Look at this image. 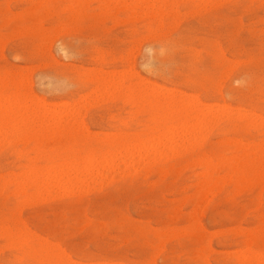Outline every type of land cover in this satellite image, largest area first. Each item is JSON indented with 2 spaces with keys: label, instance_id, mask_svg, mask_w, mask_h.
<instances>
[{
  "label": "rangeland",
  "instance_id": "rangeland-1",
  "mask_svg": "<svg viewBox=\"0 0 264 264\" xmlns=\"http://www.w3.org/2000/svg\"><path fill=\"white\" fill-rule=\"evenodd\" d=\"M140 1L0 0L1 107L16 97L22 120L24 113L48 114V104L64 103L55 120L72 124L80 115L83 120L42 138L11 126L3 132L7 135L0 134V264H248L250 257L243 258L253 250L257 263L264 264V0H173L161 8L162 16L161 0ZM135 83L147 90L160 85L161 95L178 90L183 102L193 97L203 108L215 106L217 115L224 104L252 116L250 122L218 121L202 133V145L201 134L199 142L187 141L188 147L195 142V149L168 155L165 162L147 158L155 162L150 168H123L112 180L90 181L81 192L17 191L13 179L35 162L48 168L62 160L83 161L92 150L105 152L106 141H117L120 134L129 142L151 133L148 101L135 104L125 96L123 87ZM198 157L211 158L212 167L198 164ZM24 237L27 243L18 244ZM46 248L56 256L63 252L58 256L67 263L47 258Z\"/></svg>",
  "mask_w": 264,
  "mask_h": 264
},
{
  "label": "bare ground",
  "instance_id": "bare-ground-1",
  "mask_svg": "<svg viewBox=\"0 0 264 264\" xmlns=\"http://www.w3.org/2000/svg\"><path fill=\"white\" fill-rule=\"evenodd\" d=\"M45 1V0H44ZM137 1H139V0H137ZM145 1V0H144ZM170 1V3H171V1H173V0H161L160 2H158L159 4H157V3H155V2H152V4H151V6L153 5V3H155L154 5H155V8H157L158 7V9H159V12L158 13H160V9L161 8H164L163 6H166L167 5V3ZM174 1H176L177 2V0H174ZM173 1V2H174ZM203 1H208V0H203ZM202 1V2H203ZM140 2H143V0L142 1H140ZM140 2H139V5H141L140 4ZM172 2V3H173ZM175 2V3H176ZM39 3V2H38ZM40 3H42V2H40ZM39 3V4H40ZM144 3V2H143ZM204 3V2H203ZM38 4V5H39ZM156 4H157V7H156ZM169 4V3H168ZM205 4H206V2H205ZM205 4H204V6H205ZM208 4V3H207ZM172 5H176V4H172ZM153 7V6H152ZM172 7V6H171ZM103 8H104V5H103ZM171 9V8H170ZM169 9V10H170ZM110 10V9H109ZM152 10V12L155 10V9H151ZM165 10V9H164ZM208 10V9H207ZM171 11V10H170ZM195 11V10H194ZM151 12V15L153 14ZM172 12V11H171ZM108 13V12H107ZM155 13V12H154ZM166 12H164V14H165ZM168 13V12H167ZM172 13H174V12H172ZM156 14V13H155ZM171 14V13H170ZM74 15L75 14H73V17H74ZM160 15L162 16V9H161V13H160ZM167 15V14H166ZM149 16H150V13H149ZM152 16H154V15H152ZM169 16V15H168ZM176 16H177V14H176ZM160 17V16H159ZM164 17V16H163ZM157 18V17H156ZM170 18V17H169ZM174 18H176V17H174ZM74 20V19H73ZM162 20V19H161ZM160 20V21H161ZM162 22V21H161ZM159 27V26H158ZM163 26L161 25V28H162ZM67 31V30H66ZM239 52V51H238ZM77 53V52H76ZM100 56V55H99ZM92 58V57H91ZM101 58V57H100ZM128 59V58H127ZM131 59V58H130ZM242 61H244V60H242ZM240 62V61H239ZM238 64H240V63H238ZM236 66H238V65H236ZM235 66V67H236ZM234 69V68H233ZM102 71V70H101ZM130 71H131V69H130ZM95 72V71H94ZM96 72H100V71H97L96 70ZM103 72V71H102ZM116 73V72H115ZM97 74V73H96ZM119 74V73H118ZM117 74V75H118ZM128 74H129V72H128ZM131 74V73H130ZM132 74H134V72L132 73ZM131 74V75H132ZM94 75V74H93ZM98 75V74H97ZM97 75H94V78H97L96 76ZM100 75V74H99ZM135 75V74H134ZM137 75V74H136ZM91 76V75H90ZM103 76V75H102ZM101 76V77H102ZM129 76V75H128ZM140 76V75H139ZM92 77V76H91ZM126 77H127V75H126ZM135 77V76H134ZM93 78V79H94ZM103 78V77H102ZM105 78V77H104ZM125 78V77H124ZM129 78V77H128ZM130 78H131V76H130ZM88 79H90V78H88ZM98 79H100V78H98ZM97 79V80H98ZM146 81V80H145ZM101 82H103V81H101ZM104 82L106 83V82H110L109 80H105L104 79ZM143 82V81H142ZM148 82V81H147ZM2 83H4V82H2ZM112 83V82H111ZM114 83V82H113ZM134 83V82H133ZM141 83V82H140ZM145 83V82H144ZM121 84V83H120ZM129 84V83H128ZM136 84V83H135ZM130 85V86H126V87H123L125 90H127V92H126V94H125V90L123 91V93L125 94V96L126 95H128V99H130L133 103H135V104H141V105H144V104H142V101L141 100H143L144 102H146V101H148V107L150 108V113H151V115H152V119L151 120H153V122H154V124H155V126H154V128H150V129H152V132L151 133H147V134H145L144 135V137H142L143 139H139L138 137H136L135 139H132V140H130L129 142H127V140H125L124 138H122V135L120 134L119 136H117V137H119L118 139H117V141L115 142V141H111V139L108 141L107 140V138H106V142H108V144H107V149L105 150V152H99V151H96V150H92L91 151V153H90V155L86 158L85 157V159H83V161L82 160H80V161H82L81 163H79L78 161H75L74 159L72 160V159H70L71 160V162H69V161H67L66 163L65 162H63V160L59 163H55L54 162V164L50 167L49 165H47V166H49L47 169H44L45 167L43 166V168L41 167V166H39L37 163L38 162H35L34 164H32L30 167H29V171H30V173H28V175H26L27 173H26V171L27 172H29L28 170H25V176L24 175H18V176H14L13 178V181L16 183L15 185H16V187H17V191H20V190H22V191H24V192H27V191H34V192H38L39 191V193H40V191H41V193H43L44 191L43 190H46L45 192H47V190L48 191H51V192H53L52 190H54V192H55V189H59V190H61V188H62V190L63 191H65L64 192V194H67L68 192H69V190L71 191V189H73V188H75V190H79L80 192H81V190H83L84 188H86V187H88V186H91L92 185V183L93 182H96V181H99V180H101V179H103L104 177H108V176H111V175H113L114 173L116 174L117 172H119L121 169H123V168H125V169H130L129 171H131V170H133V169H136L138 166H140L141 164L142 165H145V166H147L148 168H150L154 163H150V162H147V158L148 159H150V158H159L160 160H162L161 162H165V161H167V159H168V155H171V156H173V157H175V156H177V155H180L182 152H186V151H189L190 149H195L194 148V144H196L195 142H197L198 141V139H197V135H200L201 134V136L202 135H204V134H202V133H205V130H207V129H209L210 127H211V125H217V122L218 121H221V120H226V121H228V122H234L235 120H243V119H245V120H247L248 121V118L250 117V116H252V115H249V117H248V114L249 113H245L244 112V115H239V111L238 112H236V113H233V110L235 111V109H232L231 107L232 106H226V105H220V106H222V107H218V108H221V111H222V114L221 115H217L216 113H215V106H213L212 107V109H214V112L212 111V109H210L211 107H209L208 105V107L207 106H205L204 108H203V106L205 105L204 103H202L203 104V106L201 105V103L199 104V102H197L196 103V101L195 100H197V99H194V101H193V97L191 98L190 96V98L192 99V102L188 99V101H190L191 103H189L187 100H186V103L185 102H183L184 100V98L182 97H179L180 95L181 96H183L182 94H180V95H175L176 93H177V91H176V93L175 94H171V95H161L160 93H158V90L160 89V87L159 86H157L159 89H157L156 87H154V89H153V86H150V88L152 87V89H150L149 88V90H147L146 88H145V86H144V89H142V88H140V86L139 85H141V84H139V83H137L136 85ZM148 84H150V82L148 83ZM147 84V85H148ZM152 84H154V83H152ZM99 85V84H98ZM100 85H102V83H100ZM108 85H109V83H108ZM113 85V88L114 87H117L118 86V88H119V85L118 84H116L115 85V83L114 84H112ZM111 85V86H112ZM115 85V86H114ZM122 85H124V83H122ZM146 85V84H145ZM105 85L103 84V86L102 87H104ZM107 86V85H106ZM105 86V87H106ZM108 87V86H107ZM121 87V86H120ZM164 87V86H163ZM96 88V87H95ZM97 88H98V86H97ZM101 88V87H100ZM109 88V87H108ZM162 88V87H161ZM92 89H94V87L92 88ZM102 89V88H101ZM101 89H98L99 91L101 90ZM109 89H111V88H109ZM115 89V88H114ZM117 89V88H116ZM115 89V90H116ZM120 89V88H119ZM119 89H117V90H119ZM146 89V90H145ZM106 90V89H105ZM104 90V91H105ZM170 90V89H169ZM92 91V90H91ZM91 91H90V93H91ZM96 92H98L97 91V89L95 90ZM94 90H93V92H95ZM102 91V90H101ZM110 91V90H109ZM122 91V90H121ZM167 91V90H166ZM103 92V91H102ZM116 92V91H115ZM179 92V91H178ZM89 93V94H90ZM111 93V92H110ZM112 93H113V91H112ZM111 93V94H112ZM119 93V92H118ZM122 93V94H123ZM168 93V92H167ZM181 93V92H180ZM184 93V92H183ZM92 94H94V93H92ZM104 94V93H103ZM107 94H108V91H107ZM120 94H121V92H120ZM121 94V95H122ZM184 94H186V93H184ZM5 95V94H4ZM9 95V94H8ZM81 95V94H80ZM100 95V94H99ZM106 95V94H105ZM110 95V94H109ZM192 95V94H191ZM3 96V95H2ZM5 96H7V95H5ZM102 96V95H101ZM115 96V95H114ZM120 96V95H119ZM4 97V96H3ZM11 97H12V95H11ZM104 97V96H103ZM112 97V96H111ZM123 97V96H122ZM187 97V96H186ZM6 98V97H5ZM10 98V97H9ZM8 98V99H9ZM13 98H14V100H15V98L16 97H14L13 96ZM12 98V99H13ZM196 98V97H195ZM7 99V100H8ZM12 99H10L9 101L11 102V100ZM3 100H4V102L6 101L4 98H3ZM126 100V99H125ZM9 101H7L6 102V104L8 103H10ZM66 101V100H65ZM163 101H165V104L164 103H162ZM197 101H200V100H197ZM2 102V101H1ZM0 102V103H1ZM3 102V103H4ZM141 102V103H140ZM143 102V103H144ZM53 103V102H52ZM52 103H50V105L48 104V106L46 107V109H47V113L48 114H44V113H42L41 111H30V113H31V115H30V113H28V111H26L28 114H29V116L31 117V119L29 120V116H28V114L27 115H25V113H24V116H23V113H21L20 115H22L23 116V119L22 120H20L18 117V108H16L15 107V105H17L15 102L13 103V100H12V103H10L9 105L7 104V106L5 105V108L3 107H1V105H0V109L2 110L3 109V111L1 112V110H0V112L1 113H3V120L0 122V134H2L3 132H7V130L8 129H10L9 127L11 126V128L12 127H15V129H16V133H20V134H23L24 132H26V131H30L31 132V134L32 135H38V136H43V134H47V133H51V134H54V133H56L57 131H58V133H59V131L61 130V129H65V128H67L66 126H68L69 124H67L66 122H63V121H61V120H55V119H57V117H58V112H57V108L58 107H60V106H66V104L64 105V103L61 105H59V104H52ZM71 103V102H70ZM246 103V102H245ZM75 103H73V105H74ZM77 104H78V102H77ZM162 104H164V107H163V109H162V111L164 112L163 113V115H160V113L158 112V109L162 106ZM3 106H4V104H2ZM133 105V104H132ZM50 106V107H49ZM71 106V105H70ZM75 106V105H74ZM80 106V105H79ZM79 106H78V108H79ZM94 106V105H93ZM134 106V105H133ZM210 106H212V105H210ZM82 107V106H81ZM74 108H76V107H74ZM83 109H84V107H82ZM81 108V109H82ZM77 109V108H76ZM81 109H80V111H81ZM75 110V109H74ZM78 110V109H77ZM139 110V109H138ZM137 110V111H138ZM149 110V109H148ZM245 110V109H244ZM76 111V110H75ZM75 111H72V114H73V112H75ZM134 111V110H133ZM216 111H218L219 112V114H220V109L218 110V109H216ZM84 112V111H83ZM135 112V111H134ZM162 113V112H161ZM252 114L254 113V112H251ZM69 114H71V112L69 113ZM68 114V115H69ZM75 114H76V112H75ZM80 113H79V110H78V114H76V115H79ZM243 114V113H242ZM68 115H67V117H68ZM75 115V116H76ZM258 114H256V116H257ZM259 115H261V114H259ZM22 116H20V118H22ZM26 116H28L27 118H25V120L27 119V120H29L28 121V123H30V122H33L34 124H32V125H30V124H27V120L25 121L24 120V117H26ZM70 117V119H71V115H69ZM73 116V115H72ZM110 116V115H109ZM254 116V115H253ZM264 116V115H263ZM74 117V116H73ZM258 117V116H257ZM259 117H261L262 118V115L261 116H259ZM17 118H18V120L19 121H23L21 124H19V121L17 120ZM77 118H78V116H77ZM77 118H76V120H75V122H78V123H81V121H83L82 119H81V115L79 116V118H80V120H79V118H78V121H77ZM254 118V117H253ZM253 118H250V119H253ZM249 119V120H250ZM257 120V119H256ZM255 120V121H256ZM259 120H261V119H258L257 120V122H255L257 125H258V121ZM246 121V122H247ZM252 121H253V123H254V120H251V123H252ZM25 122H26V124H25ZM72 122V124H70L71 126L72 125H74L75 124V122H74V120L73 121H71ZM248 122H250V121H248ZM263 121H261V124L262 125H264L263 123H262ZM166 123H170V126H167V124ZM219 123V122H218ZM250 123V124H251ZM254 123V124H255ZM19 124V125H18ZM65 124H67V125H65ZM84 124V123H83ZM232 124H235L236 125V122L235 123H232ZM246 124V123H245ZM247 124H249V123H247ZM260 124V123H259ZM260 124V125H261ZM78 127L76 128V129H79V125H81V124H76ZM166 126V128H162L163 126ZM169 125V124H168ZM259 125V126H260ZM81 126H83V125H81ZM251 126V125H250ZM254 126V125H253ZM209 127V128H208ZM213 127H215V126H213ZM212 127V128H213ZM246 127V126H245ZM261 127V126H260ZM8 128V129H7ZM72 128V127H71ZM74 129L73 130H75V126L73 127ZM81 128V133H82V129L84 130V132H85V130L87 129V128H82V127H80ZM162 128V130L163 131H160V129ZM212 128H211V130H212ZM259 128V127H258ZM7 129V130H6ZM69 129V127L67 128V130ZM149 129V130H150ZM66 129H65V131H67ZM10 132H11V130H9ZM8 131V132H9ZM13 131V130H12ZM89 131H91V130H89ZM9 132V133H10ZM94 132V131H93ZM113 132V131H112ZM134 132V131H133ZM14 133H15V130H14ZM16 133L14 134L15 136H16ZM86 133V132H85ZM87 133L89 134V132L87 131ZM86 133V134H87ZM107 133H109V132H107ZM115 133V132H114ZM117 134H118V132H116ZM120 133V132H119ZM146 133V132H145ZM156 133V135H154ZM209 131H208V135H209ZM260 133V132H259ZM263 133V132H262ZM4 135H7V133L5 134V133H3ZM2 134V135H3ZM28 134H29V132H28ZM50 134V135H51ZM57 134V133H56ZM85 134V135H86ZM90 134H91V132H90ZM89 134V135H90ZM111 134V133H110ZM113 134V133H112ZM123 134H125V133H123ZM137 134V133H136ZM1 135V136H2ZM13 135V136H14ZM81 135V134H80ZM153 135H154V137H153ZM207 135V134H206ZM23 136V135H22ZM22 136H21V138H22ZM25 136H27L26 135V133H25ZM25 136L23 137L24 139H25ZM42 136H41V138H42ZM49 136V135H48ZM56 136V135H55ZM94 136V135H93ZM105 136H107V135H105ZM113 136H114V134H113ZM115 136H116V134H115ZM200 136V138H201V141L198 143V144H201L202 145V138L203 139H205V137H201ZM19 137H20V135H19ZM31 137V136H30ZM36 137V136H35ZM46 137V136H45ZM112 137V136H111ZM123 137H125V136H123ZM153 137V138H152ZM195 137H196V140H195ZM208 137V136H207ZM226 137V136H225ZM3 138V136L1 137V139ZM16 138V137H15ZM14 138V139H15ZM17 138H18V135H17ZM33 138H34V136H33ZM199 138V139H200ZM4 139V138H3ZM2 139V140H3ZM19 139V138H18ZM23 139V140H24ZM27 139V138H26ZM25 139V140H26ZM109 139V138H108ZM192 139H194V140H192ZM236 139H238V138H236ZM7 140V139H6ZM12 140V139H11ZM10 140V141H11ZM38 140H39V137H38ZM86 140V139H85ZM97 140V139H96ZM101 140H102V137H101ZM152 141V143H150L151 141ZM195 141L194 142V144H191V143H189L188 145H189V147L187 146V141ZM229 140V139H228ZM233 140V139H232ZM239 140V139H238ZM150 141V142H149ZM230 141H231V139H230ZM240 141V140H239ZM7 142V141H6ZM229 142V141H228ZM232 142V141H231ZM236 142V141H235ZM250 142V141H249ZM223 143V142H222ZM243 143V142H242ZM190 144H191V146H190ZM231 144V143H230ZM234 144V143H233ZM241 144V143H240ZM248 144V143H247ZM254 144V143H253ZM192 145H194L193 147H192ZM5 146V145H4ZM235 146H239V144H235ZM263 146V145H262ZM190 147H192V148H190ZM199 147V146H198ZM241 147H242V145L239 147V149H241ZM52 148V147H51ZM190 148V149H189ZM244 148H245V145H244ZM199 149V148H198ZM49 150H51L50 149V147H49ZM59 150V149H58ZM76 150H77V148H76ZM237 150V149H236ZM244 150V149H243ZM43 151V150H42ZM48 151V150H47ZM56 151V150H55ZM61 151V150H60ZM182 151V152H181ZM247 151V150H246ZM245 151V159H246V157H248V151L246 152ZM48 152H50V151H48ZM185 152H184V154H185ZM24 153V152H23ZM45 153H46V151H45ZM205 153V152H204ZM241 153V152H240ZM40 154V153H39ZM237 154V153H236ZM239 154V153H238ZM242 154V153H241ZM41 155V154H40ZM202 155V154H201ZM205 155H207V154H205ZM204 155V156H205ZM235 155V154H234ZM34 156H36V155H34ZM80 156H82V155H80ZM84 156V155H83ZM232 156V155H231ZM236 156V155H235ZM242 156V155H241ZM39 157V156H38ZM37 157V158H38ZM41 157V156H40ZM43 157V156H42ZM46 157H48V156H46ZM59 157V156H58ZM79 157V156H78ZM170 157V156H169ZM203 157V156H202ZM224 157V156H223ZM225 157H226V155H225ZM233 157V156H232ZM35 157H33V160L35 161V159H34ZM49 158V157H48ZM84 158V157H83ZM234 158H236V157H234ZM239 158H241V157H239ZM81 159H82V157H81ZM200 158L198 157L197 158V161L199 160ZM206 159V158H205ZM209 159V158H208ZM220 159V158H219ZM230 159V158H229ZM233 158H231V160H232ZM237 159V158H236ZM29 160V159H28ZM37 160V159H36ZM49 160V159H48ZM67 160V159H66ZM65 160V161H66ZM85 160V161H84ZM210 160H211V158L209 159V160H207L206 159V162H208V163H206L205 162V160H203V158L202 159H200L197 163L199 164V162L202 164V165H205L206 167L208 166H210V165H212V164H209V163H211L210 162ZM222 160V159H221ZM224 160V159H223ZM263 160H264V158H263ZM194 161V160H193ZM203 161L205 162V164L203 163ZM225 161V160H224ZM247 161H248V159H247ZM262 161V160H261ZM213 162V161H212ZM256 162V161H255ZM263 162V161H262ZM158 163V162H157ZM195 163V162H194ZM219 163V162H218ZM217 163V164H218ZM248 163V162H247ZM259 162H258V160H257V164H258ZM261 163V162H260ZM259 163V164H260ZM216 164V163H215ZM220 164V163H219ZM231 164V163H230ZM253 164V163H252ZM258 164V165H259ZM263 164V163H262ZM51 165V164H50ZM186 165V164H185ZM201 165V166H202ZM254 165H255V163H254ZM253 165V166H254ZM236 166V165H235ZM234 166V167H235ZM241 166H243V165H240V167ZM261 166V164L258 166V167H260ZM264 166V165H263ZM210 167H212V166H210ZM209 167V168H210ZM213 167H214V162H213ZM245 167H246V164H245ZM161 168V167H160ZM170 168V167H169ZM124 169V170H125ZM147 169V168H146ZM206 169H208V168H206ZM206 169H204V170H206ZM236 169V168H235ZM239 169V168H238ZM252 169V168H251ZM261 169H263L262 167H261ZM260 169V170H261ZM137 170V169H136ZM135 170V171H136ZM234 170V169H233ZM264 170V169H263ZM24 171V170H23ZM128 171V172H129ZM134 170L132 171V172H135ZM150 171V170H149ZM200 171V170H199ZM198 171V172H199ZM207 171V170H206ZM205 171V172H206ZM213 171V170H212ZM256 171V170H255ZM15 172V171H14ZM17 172V171H16ZM127 172V173H128ZM204 172V171H203ZM202 172V173H203ZM204 172V173H205ZM210 172V171H209ZM243 172V171H242ZM260 172V171H259ZM17 173H20V172H17ZM21 173H22V170H21ZM24 173V172H23ZM22 173V174H23ZM131 172H129V174H130ZM210 173H212V172H210ZM234 173H235V171H234ZM262 173V172H261ZM260 173V174H261ZM13 174H15V173H13ZM122 174V173H121ZM206 174V173H205ZM255 174V173H254ZM263 174H264V172H263ZM262 174V175H263ZM12 175V174H11ZM16 175V174H15ZM128 175V174H127ZM203 175V174H202ZM211 175V174H210ZM219 175V174H218ZM257 175V174H256ZM255 175V176H256ZM23 176V177H22ZM120 176V175H119ZM198 176V175H197ZM206 177H208V173L205 175ZM223 176H224V174H223ZM245 176V175H244ZM253 176V175H252ZM261 176V175H260ZM2 177V176H1ZM6 178V177H5ZM219 178V177H218ZM217 178V179H218ZM223 178V177H222ZM115 179V178H114ZM242 179H243V177H242ZM242 179H240V180H242ZM244 179H246L245 177H244ZM244 179H243V184H244ZM6 180H7V178H6ZM5 180V181H6ZM110 180H112V176H111V179ZM204 180V179H203ZM206 180V179H205ZM224 180V179H223ZM5 181H3V182H5ZM8 181V180H7ZM12 181V180H11ZM90 181L92 182L91 183V185H90ZM104 181V180H103ZM107 181V180H106ZM105 181V182H106ZM202 181V180H201ZM236 181V180H235ZM8 182H10V181H8ZM203 182V181H202ZM216 182V181H215ZM5 183H7V182H5ZM99 183H101V182H99ZM204 183V182H203ZM203 183H202V185H203ZM206 183H207V180H206ZM246 183H247V181H246ZM89 184V185H88ZM101 186V185H100ZM204 186V185H203ZM250 186V185H249ZM97 187V186H96ZM99 187V186H98ZM201 187V186H200ZM77 188V189H76ZM91 188V187H90ZM95 188V187H94ZM263 188H264V186H263ZM88 189V188H87ZM86 189V190H87ZM209 189V188H208ZM212 189V188H211ZM246 189V188H245ZM58 190V191H59ZM74 190V189H73ZM85 190V189H84ZM90 190V189H89ZM205 190H206V188H205ZM57 191V190H56ZM79 191H77V192H79ZM208 191V190H207ZM207 191H205L206 193H207ZM53 192V193H54ZM71 192H73V191H71ZM76 192V193H77ZM85 192V191H84ZM18 193V192H17ZM38 193V194H39ZM83 193V192H82ZM204 193V192H203ZM30 194V193H29ZM35 194V193H34ZM38 194H35V196L36 195H38ZM46 194V193H45ZM73 194V193H72ZM31 195V194H30ZM68 195V194H67ZM66 195V196H67ZM83 195V194H82ZM39 196V195H38ZM202 196V195H201ZM29 197V196H28ZM33 197V196H32ZM34 198V197H33ZM202 198V197H201ZM200 198V199H201ZM198 202V201H197ZM198 223V222H197ZM196 224V223H195ZM200 225V224H199ZM202 225V224H201ZM258 227V226H257ZM19 229V228H18ZM24 230V229H23ZM11 231V230H10ZM17 231V230H16ZM19 231H21V230H19ZM26 231V230H25ZM25 231L23 232V233H25ZM22 232V231H21ZM218 232V231H217ZM10 233L11 232H9L8 234V236H10ZM1 234V233H0ZM4 234V233H3ZM17 234V233H16ZM179 234V233H178ZM219 234V233H218ZM7 236V235H6ZM15 236V235H14ZM18 238H19V236L20 235H16ZM15 236V237H16ZM25 236V235H24ZM36 237L35 238H38L39 236H37V235H35ZM11 237V236H10ZM16 237V238H17ZM23 237V236H22ZM26 237V236H25ZM25 237H24V242H23V240H19V239H17V240H19L17 243L19 244V242H21L22 241V243L24 244L26 241H25ZM31 237V236H30ZM43 237V236H42ZM27 238V237H26ZM32 238H34L33 236H32ZM30 239V238H29ZM254 239V238H253ZM16 240V241H17ZM26 240H28V238L26 239ZM44 241V240H43ZM160 241V240H159ZM249 241V240H248ZM35 242V241H34ZM252 242V241H251ZM27 243V242H26ZM53 243V242H52ZM9 244V243H8ZM50 243L48 242V244L47 245H49ZM210 244V243H209ZM10 245H11V243H10ZM40 245V247H41V244H39ZM162 245V244H161ZM180 245V244H179ZM16 246V245H15ZM19 246V245H18ZM21 246V245H20ZM19 246V247H20ZM50 246V245H49ZM58 246V245H57ZM160 246V245H159ZM39 247V248H40ZM47 247V246H46ZM52 247V246H51ZM59 247V246H58ZM43 248H45V247H43ZM43 248H41L42 250H44ZM52 248H54V245H53V247ZM252 248V247H251ZM5 249V248H4ZM47 249V248H46ZM55 249H56V247H55ZM242 249V248H241ZM48 250L50 251L51 249L49 248V249H47V252H46V254H47V258L48 257H52V258H56V259H59L60 258V262H62V260H64V259H61V257L60 256H58V254H62L63 252H58V254H57V256H56V252H53V254H50V252H48ZM61 250V249H60ZM249 250H253V248L252 249H249ZM52 251V250H51ZM255 251H257V250H255ZM251 254L254 252V250H253V252H251V251H249ZM248 252V254L245 256V258H243V259H246V257L247 256H249L251 259L252 258H254L255 260L257 259V257H255L256 256V254H254L252 257L249 255L250 253ZM261 252V251H260ZM54 253H55V255H54ZM255 253H257V252H255ZM259 254V253H258ZM257 254V255H258ZM261 255H262V253H261ZM64 256V255H63ZM69 256V255H68ZM242 256V255H241ZM67 258V257H66ZM103 258V257H102ZM241 258V257H240ZM250 258H247L246 259V261L247 262H250V263H248V264H251V262L252 261H255V260H252V261H250ZM262 258V257H261ZM70 259V258H69ZM69 259H68V261H69ZM242 259V258H241ZM249 259V260H248ZM39 260V259H38ZM40 261V260H39ZM41 261H42V259H41ZM64 261H66V260H64ZM74 261V260H73ZM242 262H243V260H241ZM257 261L258 260H256V262L255 263H257ZM47 262V261H46ZM56 262V261H55ZM70 262L71 261H69L68 262V264H70ZM96 262V261H95ZM209 262V261H208ZM259 262H260V260H259ZM54 263V262H53ZM58 263H59V261H58ZM57 263V264H58ZM65 263V262H64ZM63 263V264H64ZM66 263H67V261H66ZM88 263V262H87ZM109 263V262H108ZM119 263V262H118ZM121 263V262H120ZM246 263V262H245ZM254 263V264H255ZM60 264V263H59ZM72 264H74V263H72ZM76 264V263H75ZM84 264V263H83ZM95 264V263H94ZM102 264V263H101ZM104 264V263H103ZM112 264V263H111ZM113 264H114V262H113ZM125 264V263H124ZM253 264V263H252ZM257 264H259V263H257Z\"/></svg>",
  "mask_w": 264,
  "mask_h": 264
}]
</instances>
